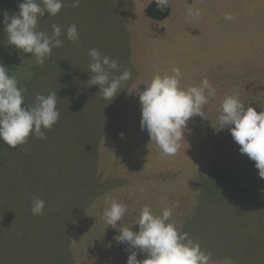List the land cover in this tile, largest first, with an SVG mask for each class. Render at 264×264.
<instances>
[{"label": "rangeland", "instance_id": "obj_1", "mask_svg": "<svg viewBox=\"0 0 264 264\" xmlns=\"http://www.w3.org/2000/svg\"><path fill=\"white\" fill-rule=\"evenodd\" d=\"M20 2L0 0V63L27 88L26 104L56 92L60 118L43 140L30 135L17 148L0 140V264H127L131 249L114 237L119 227L139 230L133 222L146 204L157 214L172 207L209 264H264V179L229 128L217 130L225 94L264 110V0H175L163 22L125 2L63 0L38 22L40 31L62 30V46L42 65L7 43L3 14ZM72 24L78 42L66 37ZM91 48L132 72L110 103L88 84ZM175 67L183 87L207 78L216 96L208 119L190 118L179 151L165 156L141 129L138 90ZM109 196L128 209L115 228L102 215ZM33 198L45 201L41 215L31 212Z\"/></svg>", "mask_w": 264, "mask_h": 264}, {"label": "clouds", "instance_id": "obj_2", "mask_svg": "<svg viewBox=\"0 0 264 264\" xmlns=\"http://www.w3.org/2000/svg\"><path fill=\"white\" fill-rule=\"evenodd\" d=\"M156 7L163 11L170 5V0H155ZM79 0H73V7ZM64 6L63 0H21L18 12H4V30L7 43L23 53H30L37 64L42 65L51 57L52 50L61 47L63 41L61 26L52 24L50 33L38 30L39 20L47 15H57ZM187 14L193 19L202 15L197 8L189 7ZM226 20H232L231 13H224ZM69 41L78 42L79 32L75 24L66 29ZM91 58L89 71L92 73L89 85H98L101 96L112 102L119 94L124 83L132 78V72L124 68L116 59L103 55L97 48L88 51ZM119 73V74H117ZM182 73L178 67L171 73L154 75L138 90L141 104L142 130L149 134L165 156H174L184 140L188 121L193 116L207 118L204 108L210 98L216 96L215 87L207 78L199 85L183 87ZM27 88L20 87L15 76L0 63V140L10 148H17L27 143L30 135L37 139L46 138V130L56 124L60 118L57 108V93L47 95L35 93L34 101L25 103ZM208 119V118H207ZM217 121L219 129L229 128L234 141L240 146L241 154H246L255 162L258 174L264 179V110L246 105L238 92L225 94L219 108ZM121 138L124 134L120 133ZM107 207L102 215L107 226L117 227L128 211L127 205L114 197H106ZM45 201L33 198L31 212L41 215ZM174 209L165 207L157 214L149 205H144L139 217L133 223L139 226L133 231L129 226L119 227L114 239L126 244L129 251L127 264H209L211 253L202 250L200 244L190 238L187 232L180 230L171 219ZM132 223V224H133ZM145 253L142 260L137 259V251Z\"/></svg>", "mask_w": 264, "mask_h": 264}, {"label": "trees", "instance_id": "obj_3", "mask_svg": "<svg viewBox=\"0 0 264 264\" xmlns=\"http://www.w3.org/2000/svg\"><path fill=\"white\" fill-rule=\"evenodd\" d=\"M145 11L148 17H150L151 19L159 20V21L165 20L171 14V0L169 7L165 8L163 11L159 10L156 7L155 0H152L146 7Z\"/></svg>", "mask_w": 264, "mask_h": 264}, {"label": "crops", "instance_id": "obj_4", "mask_svg": "<svg viewBox=\"0 0 264 264\" xmlns=\"http://www.w3.org/2000/svg\"><path fill=\"white\" fill-rule=\"evenodd\" d=\"M152 0H108V6L109 8L113 7V5H118L121 2H125L122 7H129V6H142L144 10H146V7L148 6V4L151 2ZM175 0H171V13H172V8H173V2ZM177 1V0H176ZM146 13V11H145ZM171 16V14H170ZM169 16V17H170ZM169 17L163 21H166L169 19ZM154 20V19H153ZM155 21H159V20H155Z\"/></svg>", "mask_w": 264, "mask_h": 264}]
</instances>
